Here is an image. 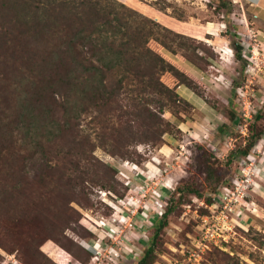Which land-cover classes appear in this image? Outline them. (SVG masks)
<instances>
[{
  "label": "trees",
  "instance_id": "trees-1",
  "mask_svg": "<svg viewBox=\"0 0 264 264\" xmlns=\"http://www.w3.org/2000/svg\"><path fill=\"white\" fill-rule=\"evenodd\" d=\"M129 2L134 6L119 0H0V248L6 253L17 250L24 226L27 236L25 221L32 216L49 219L45 212L63 208L68 214L71 203L87 208L93 188L119 196L116 171L95 151L133 160L137 153L128 148L159 145L169 132L170 123L157 113L192 108L179 87L198 96L199 79L175 59L202 73L196 62L203 58L195 53L200 43L138 11L146 4L164 11L168 0ZM235 48L240 61V43ZM204 63L210 65L209 59ZM263 116L264 109L254 120ZM90 125L102 131L97 141ZM253 128L241 158L262 138L263 129ZM33 161L39 174L29 179L25 163ZM225 182L219 189L229 186ZM168 211L159 220L154 216L155 232ZM31 234L44 256L56 264L68 261L50 244H58L55 237ZM154 241L134 264L153 263Z\"/></svg>",
  "mask_w": 264,
  "mask_h": 264
},
{
  "label": "rangeland",
  "instance_id": "rangeland-1",
  "mask_svg": "<svg viewBox=\"0 0 264 264\" xmlns=\"http://www.w3.org/2000/svg\"><path fill=\"white\" fill-rule=\"evenodd\" d=\"M119 1L134 6L130 0ZM247 1L168 0L170 6L164 11L147 4L138 6L150 19L200 43L195 53L203 58L196 62L202 73L190 62L173 57L199 79L198 96L185 87L177 89L192 108L175 106L157 113L170 123L169 132L159 145L128 148L137 153L131 161L97 149L95 156L116 171L119 196L93 188L87 208L71 203L68 214L63 208L60 214L45 212L49 219L32 216L25 221L29 223L27 236L24 226L17 237V250L10 254L0 248V264H56L37 244L33 246V231L40 232V237H55L58 244H50L68 255L67 264H134L153 237L152 264H264V224L252 220H247L251 225L242 220L237 224L238 216L230 215L233 232L227 243H199L201 218L209 213L208 200L216 196L210 193L214 187L219 189V182L228 183L232 171L237 173L238 152L248 140L251 125L262 128L264 136V116L259 122L254 120L264 109V37L244 31L245 26L258 29ZM236 43L242 48L240 61L235 57ZM89 127L97 141L102 131ZM259 143L260 139L248 154L256 161ZM38 167L39 162L25 163L29 179L39 174ZM157 201L163 202L162 208ZM255 202L263 214L264 203ZM166 208L165 224L155 232L154 216L159 220Z\"/></svg>",
  "mask_w": 264,
  "mask_h": 264
},
{
  "label": "built area",
  "instance_id": "built-area-1",
  "mask_svg": "<svg viewBox=\"0 0 264 264\" xmlns=\"http://www.w3.org/2000/svg\"><path fill=\"white\" fill-rule=\"evenodd\" d=\"M256 167L257 161L251 154L240 159L237 177L230 179L229 186L222 187V190L207 207L209 214L201 218V241H199L201 245H217L228 242L233 232L230 215L234 217L239 215L241 203L245 201L249 190H251L250 186L253 185V177L257 172ZM162 203V201L156 202L160 208H162Z\"/></svg>",
  "mask_w": 264,
  "mask_h": 264
},
{
  "label": "crops",
  "instance_id": "crops-1",
  "mask_svg": "<svg viewBox=\"0 0 264 264\" xmlns=\"http://www.w3.org/2000/svg\"><path fill=\"white\" fill-rule=\"evenodd\" d=\"M252 1L253 2H251V0L250 2L247 1L248 3L246 2V4L252 9L250 11L251 13H253L252 14L253 18L255 17V19H257L256 24H257L258 29L257 31H255L254 29H251L250 27L245 26L244 31H246L247 33H252V36L254 37L256 36L254 32H257L260 34L261 37H264V0H252ZM238 33H241V32L238 31ZM188 92L189 94L193 95V93L190 90H188ZM255 150L257 153H260V158H258V161H257V172L253 177V186H252L251 191L248 193L247 199H245V201L241 203L242 207L240 208V213L238 215V218L240 221L238 220L237 224H239L241 220L243 222L246 221V223L249 220L251 223V220H252V222L254 223L258 222V223L264 224L263 219L261 220L253 219L254 217H252V216H256L257 218H264V210L262 214V212L258 210L259 206H257V202H255L257 200L260 203H264V136L263 135H262V138L260 139V143L257 145ZM250 223H247V224L251 225Z\"/></svg>",
  "mask_w": 264,
  "mask_h": 264
}]
</instances>
